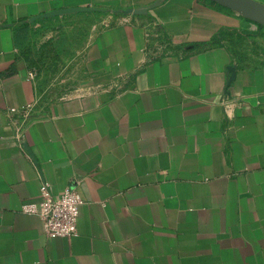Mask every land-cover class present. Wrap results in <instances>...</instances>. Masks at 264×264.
I'll return each mask as SVG.
<instances>
[{"label":"crops","instance_id":"obj_1","mask_svg":"<svg viewBox=\"0 0 264 264\" xmlns=\"http://www.w3.org/2000/svg\"><path fill=\"white\" fill-rule=\"evenodd\" d=\"M93 11L81 83L41 101L29 27ZM240 23L208 0H0V264H264V64L221 37ZM43 179L79 181L76 235L21 211Z\"/></svg>","mask_w":264,"mask_h":264},{"label":"rangeland","instance_id":"obj_2","mask_svg":"<svg viewBox=\"0 0 264 264\" xmlns=\"http://www.w3.org/2000/svg\"><path fill=\"white\" fill-rule=\"evenodd\" d=\"M208 1L241 19L221 35L234 60L243 66L264 64V15L251 12L241 0ZM103 19L100 11L65 13L29 27L23 58L41 101L69 94L81 83L84 53Z\"/></svg>","mask_w":264,"mask_h":264},{"label":"built area","instance_id":"obj_3","mask_svg":"<svg viewBox=\"0 0 264 264\" xmlns=\"http://www.w3.org/2000/svg\"><path fill=\"white\" fill-rule=\"evenodd\" d=\"M146 12V11H145ZM152 20L153 31L147 25V38L151 39L154 34L161 39V47L169 46V39L159 29L158 23ZM33 78V76H31ZM31 112L24 113L22 123L17 127V138L22 146H24V131L27 126L26 122ZM29 157L27 149H23ZM85 203V199L79 189V181L68 183L63 191L55 194L51 190V184L45 179L40 185L39 199L35 201H25L21 206V211L38 216L42 219L44 230L50 237H72L76 235L78 230V220L80 207Z\"/></svg>","mask_w":264,"mask_h":264},{"label":"water","instance_id":"obj_4","mask_svg":"<svg viewBox=\"0 0 264 264\" xmlns=\"http://www.w3.org/2000/svg\"><path fill=\"white\" fill-rule=\"evenodd\" d=\"M225 1H228V0H225ZM230 1V0H229ZM239 1V0H238ZM244 4H245V6L248 8V9H250L251 10V12H253V13H258V14H262V15H264V6L263 5H259L258 3H255V2H253V1H251V0H241ZM233 3H235V2H233ZM244 6V7H245ZM129 12H132V13H142V12H138V11H136V10H134V9H132V10H129ZM145 12V11H144ZM256 13V14H257Z\"/></svg>","mask_w":264,"mask_h":264}]
</instances>
